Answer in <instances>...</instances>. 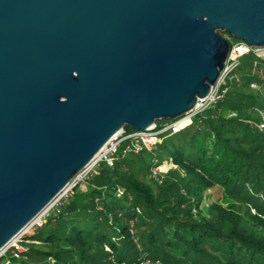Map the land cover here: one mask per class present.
I'll use <instances>...</instances> for the list:
<instances>
[{"label": "water", "instance_id": "obj_1", "mask_svg": "<svg viewBox=\"0 0 264 264\" xmlns=\"http://www.w3.org/2000/svg\"><path fill=\"white\" fill-rule=\"evenodd\" d=\"M264 0H0V251L124 126L205 97Z\"/></svg>", "mask_w": 264, "mask_h": 264}, {"label": "trees", "instance_id": "obj_2", "mask_svg": "<svg viewBox=\"0 0 264 264\" xmlns=\"http://www.w3.org/2000/svg\"><path fill=\"white\" fill-rule=\"evenodd\" d=\"M240 58L219 101L156 149L101 162L92 188L74 191L20 258L0 264H264V60ZM166 159L184 175L159 183L153 170ZM211 188L244 202L247 220L208 204Z\"/></svg>", "mask_w": 264, "mask_h": 264}, {"label": "built area", "instance_id": "obj_3", "mask_svg": "<svg viewBox=\"0 0 264 264\" xmlns=\"http://www.w3.org/2000/svg\"><path fill=\"white\" fill-rule=\"evenodd\" d=\"M226 39L230 43L228 56L223 70L220 73L217 81L211 85L208 94L198 99L195 107L188 111L183 116L170 121L168 124L162 123L159 125L156 121L147 130H138L126 132L125 129H121L117 134L112 136L106 144L99 150L96 156L82 168L70 181L68 186L61 192L65 193L68 191L73 184L82 180V178L91 171L93 175L97 174L100 169L101 162H105L107 165L112 166L114 161L117 159L118 153L120 156H128L130 154H138L142 150H154L157 145L162 141L163 134H170L179 131L181 128L192 122L193 117L205 110L206 108L214 105L219 101L227 90V79L237 80L238 78L233 73V69L238 65L240 57L244 54L252 53L256 57L264 60V47H252L245 42L238 40L236 42L231 41V37L226 36ZM255 87V84H251ZM158 167V166H157ZM156 167V168H157ZM155 179L161 183V176L154 171ZM117 197H121L124 193V188L118 186L115 191ZM55 200V199H54ZM53 200V201H54ZM139 211V210H137ZM44 212L32 219V221L24 228L17 236L13 237L4 249L0 251V256H7L20 258L27 250L26 246L22 243V240L29 229L34 231L37 227L43 223L42 216ZM8 260H4L7 263Z\"/></svg>", "mask_w": 264, "mask_h": 264}, {"label": "rangeland", "instance_id": "obj_4", "mask_svg": "<svg viewBox=\"0 0 264 264\" xmlns=\"http://www.w3.org/2000/svg\"><path fill=\"white\" fill-rule=\"evenodd\" d=\"M231 41L232 42H236V41H238V39L234 38V37H231ZM242 59L244 61H247L248 58L246 56H243ZM255 90L256 89H252L251 91L255 92ZM262 114H264L263 111H262ZM170 121H172V119L163 118V119L157 120L156 122L159 125H161L162 123L168 124ZM190 124H188V125H190ZM188 125H186L185 127H187ZM185 127H183V128H185ZM183 128H181V129H183ZM259 128H262V126L260 125ZM173 133H175V132H173ZM154 171L157 174H160L162 180L163 179H168L170 177L175 176V173H172L171 176H170L171 172H177V173L180 172V173H182L184 175L182 170L180 168H178L172 162L171 159H166L164 162H162V164L158 165L157 168H154L153 172ZM92 176H93V174L90 171L87 174H85V176L82 178V180H80L79 182H76L75 184H73V186L68 191H66L65 193L60 192V194H58V196L55 198V200L52 201L51 204L43 211L44 212V215L42 216L43 222L45 221V219L49 215L56 213L58 208H60L62 206V203H64L65 200L67 198H69L73 194L74 191L86 192L90 188H92V185L89 182ZM153 178H154V173H153ZM205 195H206L205 201L208 204L211 203V202L219 203L222 206H224L226 209H229V210L233 211L234 213H236L238 215H241L243 217V221L244 222L247 220V213L249 211L248 206L244 202H239V201H236V200L232 199L230 196H228L226 194V192L223 189L217 190V189L211 188V189H209V190H207L205 192ZM251 212L255 213V211L253 209H251ZM31 230H33V229H29L27 231V233L25 234V236L22 237L23 238L22 243L25 246H26V244L34 242V241H31V239H28V238H30L29 236L34 232V231L31 232ZM260 230H264V229H260ZM0 260H2V256H0Z\"/></svg>", "mask_w": 264, "mask_h": 264}]
</instances>
